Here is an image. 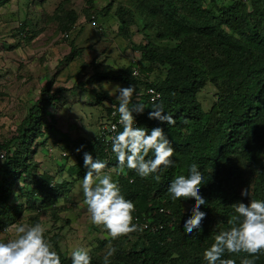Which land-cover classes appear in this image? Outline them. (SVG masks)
I'll return each mask as SVG.
<instances>
[{
  "label": "trees",
  "instance_id": "trees-1",
  "mask_svg": "<svg viewBox=\"0 0 264 264\" xmlns=\"http://www.w3.org/2000/svg\"><path fill=\"white\" fill-rule=\"evenodd\" d=\"M4 2L0 0L1 5ZM121 2L110 0L103 8V15L114 13L122 29L128 32L135 19L129 21L128 16L132 18L129 11L119 12L125 11ZM251 3L252 10L243 1L232 5L221 0H142L139 9L145 13L146 24L154 28L160 40L175 41V44L156 45L152 41L137 44L141 53L138 62L101 75L109 81L129 85L140 82L145 86L138 96H133L134 103L139 99L149 107L143 113H133L136 124L149 131L162 127L175 150L176 161L159 179L141 178L135 170H125L129 190L122 192L135 202L134 214L155 212L154 221L176 218L179 225L159 233L143 231L119 237H136L142 245L133 244L127 254L110 258L111 264H163V259L167 264H206L203 251L217 231L229 227L228 222L235 215V202L248 203L249 197H242L241 189L248 187L253 199L264 197V0H251ZM68 15L73 18L69 19ZM75 15L71 11L57 16L62 19L64 31L73 30L77 23ZM145 61L170 67L169 72L164 79L148 81L145 78H150L156 66H142L141 62ZM135 68L138 73L133 75ZM208 85L214 86L217 96L206 109L200 95ZM148 87L161 92L159 102L174 116V124L149 118L152 105L146 92ZM64 91L53 90L49 80L23 121L27 129L22 127L17 136L0 142V147L7 151L1 167L5 165L0 167L1 232L8 230L24 210L34 213L50 208L57 210L58 200L66 196L72 179L83 178L87 171L83 164L84 152L116 167L114 154L111 149L105 150L99 135L71 140L49 123L50 107L61 99ZM118 103L109 105L107 116ZM47 132L53 137L62 135L67 141L63 151L67 155L62 157L67 162L73 154L75 161L71 164L63 161L61 165L66 168L60 169L59 175L67 170L72 179L58 180L57 172L39 169L40 163L34 154L36 139L44 138ZM193 162L203 174L200 192L206 203L200 207L207 215L202 229L188 235L181 225L191 213L190 209L183 210V205L191 204L192 200L172 201L167 185L175 175L186 173L187 166ZM15 195L25 203H11ZM162 207L169 209L170 214L160 212ZM246 255L232 254V258L240 264L241 257ZM252 259L254 264H264V254ZM62 264H71L70 257L62 255ZM91 264H103V257L92 255Z\"/></svg>",
  "mask_w": 264,
  "mask_h": 264
},
{
  "label": "rangeland",
  "instance_id": "rangeland-1",
  "mask_svg": "<svg viewBox=\"0 0 264 264\" xmlns=\"http://www.w3.org/2000/svg\"><path fill=\"white\" fill-rule=\"evenodd\" d=\"M85 1L6 0L3 5L0 4V142L17 136L22 127L27 129L23 121L49 80L52 81L53 90L65 89L61 99L50 107L52 116L48 117L49 123L71 140L79 136L94 138L101 131V120L107 114V108L118 101L117 88L129 86L109 81L101 75L107 71L128 68L133 62H138L141 53L137 44H146L148 41L156 45L175 44V41L160 40L154 28L146 24L145 13L142 14L139 9L142 0H117L125 5V11L119 12L124 14L129 11L132 16H128L129 21L135 19L128 32L122 29L114 13L103 15V8L110 0ZM221 1L232 5L243 1L252 10L251 0ZM71 11L75 12L77 23L70 36L65 38L63 34L66 28L62 29V19L57 16ZM68 17L73 18L70 15ZM141 65L156 66L146 61L141 62ZM169 68L156 66L150 78H144L148 81L164 79ZM139 83L131 85L135 86V92L141 93L145 86ZM216 96L212 85L202 91L200 99L206 109L211 107ZM62 137H53L47 132L44 138L36 139L37 148L34 149L40 163L39 169H48L52 174L57 172L58 180L72 179L67 170L59 175L60 169L66 168L61 165L63 161L66 162L62 156L67 142ZM74 161V156H71L66 163ZM111 171L113 177L119 180L122 191L129 190L125 181L127 175L117 176L116 167L111 168ZM82 179H72L66 196L58 200L57 210L50 208L39 213L22 211L8 230L0 232V239L15 237L13 225L31 226L39 222L46 228L45 235L57 251L62 247L67 249L87 243L92 245V255L104 257L109 247H115L116 252L111 258H119L118 254H127L133 244L140 247L142 244L136 237L111 240L102 226L91 224L80 187ZM14 202L25 203V200L19 201L15 195L11 203ZM189 205L185 203L183 210L188 211ZM2 219L0 215V222ZM163 260V264H167L166 259Z\"/></svg>",
  "mask_w": 264,
  "mask_h": 264
},
{
  "label": "clouds",
  "instance_id": "clouds-1",
  "mask_svg": "<svg viewBox=\"0 0 264 264\" xmlns=\"http://www.w3.org/2000/svg\"><path fill=\"white\" fill-rule=\"evenodd\" d=\"M66 32L69 37L70 33H64ZM147 91L152 105L149 118L158 119L168 125L174 124V116L165 111V107L159 102L160 93L154 88ZM116 92L119 93L116 96L119 103L113 115L119 113L117 123L122 126V130L117 131V123L112 124L109 129L112 133L109 143L116 160L117 176L126 174L125 170L128 169L135 170L141 178L151 176L159 179L161 173L175 166V150L162 127L157 126L149 131L135 126L136 118L133 113H143L145 108H149L139 99L133 102L135 86H119ZM135 94L138 96L140 93ZM83 164L87 171L80 187L91 224L102 226L111 240L143 231L147 225L136 222L138 218L133 215L136 211L135 202L126 198L122 192L119 180L112 175L109 162L105 159H94L92 153L84 152ZM202 181L203 174L198 164L193 162L187 166L186 173L175 175L167 185L172 201H183L187 198L192 200L189 205L191 214L183 219L181 225L183 232L188 235H192L193 230L199 232L202 229V221L207 215L200 207L206 203L200 192ZM240 195L249 197L248 203L235 202V215L229 220V227L217 231L212 243L203 251L206 264H236L232 254L240 253L247 254L241 257L240 264H254L252 258L264 254V197L251 198L248 187L242 188ZM12 227L15 229V237L0 239V264H62V255L64 258L70 257L71 264H91L92 245L79 243L57 251L56 246L45 235L46 228L41 223ZM115 252V247H109L103 257V264H111L110 258Z\"/></svg>",
  "mask_w": 264,
  "mask_h": 264
},
{
  "label": "built area",
  "instance_id": "built-area-1",
  "mask_svg": "<svg viewBox=\"0 0 264 264\" xmlns=\"http://www.w3.org/2000/svg\"><path fill=\"white\" fill-rule=\"evenodd\" d=\"M68 35L69 34L67 32L64 33L65 37H67ZM134 73L135 74L138 73L137 68L134 70ZM149 88H154V87H148V89ZM147 90H146V92L148 93ZM155 90L160 93V97H161V92L158 91L157 89H155ZM150 100H151V96H150ZM115 111H116V108L113 109L110 116H105L102 119L101 124H100L101 125V131L99 133V137L102 139L104 146H105V150L107 152L110 151V149H111L110 143H109V137L112 135V133L109 131V129H110L111 125L114 123H117V121L119 119V113L118 112H116V115H113V112H115ZM135 126H137L136 122H135ZM118 130H119V124L117 123V131ZM63 154L67 155L66 152H64ZM6 157H7V151L4 148L0 147V167L5 162ZM161 209H163V211H161ZM159 211L166 213V214H170V210L165 209L163 207L160 208ZM153 214H155V212ZM152 215L148 214V213L134 214V217L138 218V220L136 222H138L140 225H145V224L147 225V227L143 228V231H147L150 233H159V232L165 230L166 228L167 229H174L175 226L179 225V221H177L176 218H170L167 221H164V220L154 221V217ZM143 231H136V232H143Z\"/></svg>",
  "mask_w": 264,
  "mask_h": 264
}]
</instances>
